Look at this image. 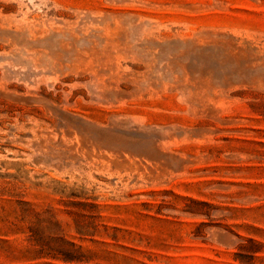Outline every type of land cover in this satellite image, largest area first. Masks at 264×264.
<instances>
[{"label": "rangeland", "instance_id": "rangeland-1", "mask_svg": "<svg viewBox=\"0 0 264 264\" xmlns=\"http://www.w3.org/2000/svg\"><path fill=\"white\" fill-rule=\"evenodd\" d=\"M0 264H264V0H0Z\"/></svg>", "mask_w": 264, "mask_h": 264}]
</instances>
